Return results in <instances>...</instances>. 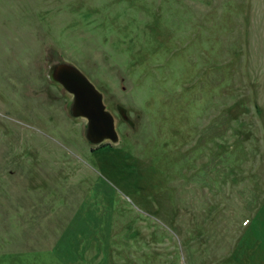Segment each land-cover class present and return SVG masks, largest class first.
I'll return each instance as SVG.
<instances>
[{
    "label": "rangeland",
    "instance_id": "1",
    "mask_svg": "<svg viewBox=\"0 0 264 264\" xmlns=\"http://www.w3.org/2000/svg\"><path fill=\"white\" fill-rule=\"evenodd\" d=\"M60 65L116 140L91 139ZM17 71L0 264H264V0H0L10 117Z\"/></svg>",
    "mask_w": 264,
    "mask_h": 264
},
{
    "label": "water",
    "instance_id": "2",
    "mask_svg": "<svg viewBox=\"0 0 264 264\" xmlns=\"http://www.w3.org/2000/svg\"><path fill=\"white\" fill-rule=\"evenodd\" d=\"M66 65L56 67L54 77L63 82L73 93L74 109L88 119V130L92 140L103 138L116 140L117 134L111 114L106 111L101 94L78 71Z\"/></svg>",
    "mask_w": 264,
    "mask_h": 264
},
{
    "label": "flooded vegetation",
    "instance_id": "3",
    "mask_svg": "<svg viewBox=\"0 0 264 264\" xmlns=\"http://www.w3.org/2000/svg\"><path fill=\"white\" fill-rule=\"evenodd\" d=\"M10 79L13 81V84L11 85V88L13 90L10 93L8 100H9V103L11 104L12 101H10V99H13V97L15 95V100L13 101V105H12V106H15L14 107V115H15V117L14 116L13 117H10V116L7 115L6 109H4L5 106H1L0 105V112L4 116L8 117L9 119H11V120L13 119L15 121L14 123L12 121H9V125L11 126V123H13L16 126V129H14V132H15V139L17 140V143H18V88H17L18 87V71H17L16 76L13 78V76L11 75L10 76ZM50 79L53 80V81L56 80L55 77H54V73L50 75ZM8 82H10V80L7 81V85H8ZM0 143H3V141L1 140ZM3 145L6 148V144L3 143ZM0 149H1V146H0ZM3 157H4V155L0 151V158H3ZM2 164H4V163L3 162L2 163L0 162V173L1 174H3V172H5V168H6L5 165L4 166H1ZM2 170H4V171L2 172Z\"/></svg>",
    "mask_w": 264,
    "mask_h": 264
},
{
    "label": "trees",
    "instance_id": "4",
    "mask_svg": "<svg viewBox=\"0 0 264 264\" xmlns=\"http://www.w3.org/2000/svg\"><path fill=\"white\" fill-rule=\"evenodd\" d=\"M64 224H65V222H64ZM63 226H64V225H62L61 227L59 226V228L61 229Z\"/></svg>",
    "mask_w": 264,
    "mask_h": 264
}]
</instances>
